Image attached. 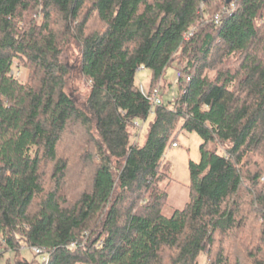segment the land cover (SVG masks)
Wrapping results in <instances>:
<instances>
[{"label": "trees", "instance_id": "1", "mask_svg": "<svg viewBox=\"0 0 264 264\" xmlns=\"http://www.w3.org/2000/svg\"><path fill=\"white\" fill-rule=\"evenodd\" d=\"M181 132L199 136L200 158L166 216L164 152ZM6 252L5 264H264V0H0Z\"/></svg>", "mask_w": 264, "mask_h": 264}, {"label": "rangeland", "instance_id": "2", "mask_svg": "<svg viewBox=\"0 0 264 264\" xmlns=\"http://www.w3.org/2000/svg\"><path fill=\"white\" fill-rule=\"evenodd\" d=\"M69 65V63H67ZM71 74L69 76L71 82V88L75 91L76 97L82 100L85 95V90L82 88L80 82L77 80V73L75 72L74 63L71 65ZM19 76L25 77V73H19ZM150 73L146 69H140L135 75V84L140 90L148 91L149 88ZM165 83L166 87L163 86ZM162 86L165 90L162 92L159 90V96L162 101L168 102L177 93L176 87V71L174 67L166 69L163 77ZM152 121V117H149L145 122L138 121L139 127L130 129L131 140H135L137 136V142L143 144L145 134L149 123ZM177 148L168 146L164 152L163 163L166 166L167 181H170L168 186V198L166 207L163 209L164 215L170 216L176 209H182L189 200V162H198L200 158L199 148L202 143L199 136L195 133L181 132L176 137ZM26 257H31L32 253L23 252ZM12 256L11 252H6L0 258V264H5L6 259ZM38 259H42V256H38Z\"/></svg>", "mask_w": 264, "mask_h": 264}, {"label": "built area", "instance_id": "3", "mask_svg": "<svg viewBox=\"0 0 264 264\" xmlns=\"http://www.w3.org/2000/svg\"><path fill=\"white\" fill-rule=\"evenodd\" d=\"M233 9H234V7H232V10H231V9H226V10H224V13H225V14H229V13L231 14L232 11H233ZM216 20H217V19H216ZM187 80H189V79H187ZM155 95H156V94H154V96H153L154 98L152 99V100H153V101H152V102H153V105H157V104H159V102H160L159 99H158ZM173 147H176V145L174 144Z\"/></svg>", "mask_w": 264, "mask_h": 264}, {"label": "water", "instance_id": "4", "mask_svg": "<svg viewBox=\"0 0 264 264\" xmlns=\"http://www.w3.org/2000/svg\"><path fill=\"white\" fill-rule=\"evenodd\" d=\"M203 2H206L207 0H202ZM226 4H230L232 0H225Z\"/></svg>", "mask_w": 264, "mask_h": 264}]
</instances>
